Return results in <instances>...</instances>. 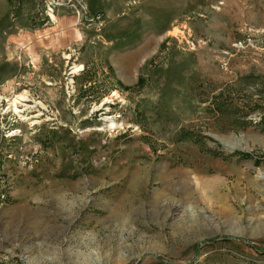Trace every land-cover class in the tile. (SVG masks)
I'll use <instances>...</instances> for the list:
<instances>
[{"label": "rangeland", "instance_id": "374dc122", "mask_svg": "<svg viewBox=\"0 0 264 264\" xmlns=\"http://www.w3.org/2000/svg\"><path fill=\"white\" fill-rule=\"evenodd\" d=\"M0 264H264V0H0Z\"/></svg>", "mask_w": 264, "mask_h": 264}, {"label": "bare ground", "instance_id": "6f19581e", "mask_svg": "<svg viewBox=\"0 0 264 264\" xmlns=\"http://www.w3.org/2000/svg\"><path fill=\"white\" fill-rule=\"evenodd\" d=\"M189 173L190 172L188 170H185V169H183V170H177V171L171 173V175L169 177L164 178L165 179V181H164L165 186H167L168 188H170L171 190H173L174 189V184L178 183L179 185H181V186L183 185L185 187H188L190 190H193L194 191L193 188L196 185L193 183V180L189 178ZM176 175L178 176V179L174 181V176H176ZM210 181H211L210 179H203V181L201 183L202 184L201 187H204V188H206L205 189L206 191H210L213 194H215V188L213 186L214 184L211 183ZM216 195H217V193H216Z\"/></svg>", "mask_w": 264, "mask_h": 264}, {"label": "built area", "instance_id": "2783aa9c", "mask_svg": "<svg viewBox=\"0 0 264 264\" xmlns=\"http://www.w3.org/2000/svg\"><path fill=\"white\" fill-rule=\"evenodd\" d=\"M97 18H101V14H98V15H97Z\"/></svg>", "mask_w": 264, "mask_h": 264}]
</instances>
